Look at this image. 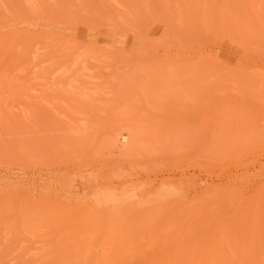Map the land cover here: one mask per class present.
Returning <instances> with one entry per match:
<instances>
[{
    "label": "rangeland",
    "instance_id": "obj_1",
    "mask_svg": "<svg viewBox=\"0 0 264 264\" xmlns=\"http://www.w3.org/2000/svg\"><path fill=\"white\" fill-rule=\"evenodd\" d=\"M0 264H264V0H0Z\"/></svg>",
    "mask_w": 264,
    "mask_h": 264
},
{
    "label": "bare ground",
    "instance_id": "obj_2",
    "mask_svg": "<svg viewBox=\"0 0 264 264\" xmlns=\"http://www.w3.org/2000/svg\"><path fill=\"white\" fill-rule=\"evenodd\" d=\"M151 25H152L151 28H153L154 26L156 27V25L154 23ZM190 25L192 26V28L189 27ZM190 28H191V30H189ZM160 29H162V27L161 28L156 27V29H151L152 36L150 37V39H154L158 44L163 43V41H165L167 43L175 44L177 47H181V48H183V47L187 48L188 47V44H187L189 42L188 40H191L192 38L197 37V35L205 34L204 28L200 27L197 24L195 25V23H190L189 21H187L184 25H181L179 27V30L177 29L176 33H175L176 28H175V30H167V27H166V30H167L166 34H162L161 31H159ZM168 29H169V27H168ZM157 35H158V37H157ZM155 36H156V38H154ZM118 40L120 42L121 41L124 42V41H127L128 38H126L124 35L117 34V33H111L109 35V41L116 42ZM215 59H217V58H215ZM123 142H125L124 138L122 139V143ZM169 196L170 195L166 191L160 190V191H157L156 193L150 195L144 202H146L147 205H152L154 207V206L159 205L162 202L166 201ZM132 198H130L131 201L125 200L126 204H128V202H130V203L133 202L134 200ZM121 201H123V199ZM104 203L107 205L106 207H108V209H110V208L113 209V211H114L113 214H116L117 213L116 210H119V205L118 206L113 205L115 203V201L105 200ZM131 204L132 205H130V206L134 205V203H131Z\"/></svg>",
    "mask_w": 264,
    "mask_h": 264
}]
</instances>
